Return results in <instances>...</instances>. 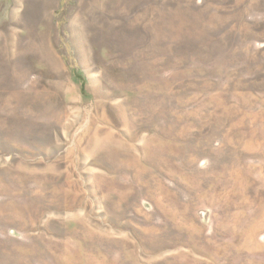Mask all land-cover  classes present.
<instances>
[{"label": "rangeland", "instance_id": "rangeland-1", "mask_svg": "<svg viewBox=\"0 0 264 264\" xmlns=\"http://www.w3.org/2000/svg\"><path fill=\"white\" fill-rule=\"evenodd\" d=\"M0 264H264V0H0Z\"/></svg>", "mask_w": 264, "mask_h": 264}]
</instances>
